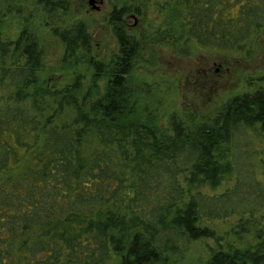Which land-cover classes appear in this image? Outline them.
<instances>
[{"label": "trees", "instance_id": "1", "mask_svg": "<svg viewBox=\"0 0 264 264\" xmlns=\"http://www.w3.org/2000/svg\"><path fill=\"white\" fill-rule=\"evenodd\" d=\"M5 1L0 264H174L197 242L201 264H264V158L241 143L264 137V75L215 112L192 106L166 126L133 79L143 44L251 60L264 0H169L167 38H117L108 58L82 22L33 35L26 17L6 36ZM21 1L49 17L70 10V0Z\"/></svg>", "mask_w": 264, "mask_h": 264}, {"label": "rangeland", "instance_id": "2", "mask_svg": "<svg viewBox=\"0 0 264 264\" xmlns=\"http://www.w3.org/2000/svg\"><path fill=\"white\" fill-rule=\"evenodd\" d=\"M168 2L169 0H105L102 13H88L83 7V0H70V10L66 14L60 12L49 17L44 12L34 13L31 6L23 7L21 0H10L5 1L7 9L4 12V30L6 36L17 38L25 28L26 17L30 18L29 25L33 35L83 22L89 28L95 52L101 58H108L119 52L113 26L108 20L114 6L138 10V26L128 32L134 39L143 40L167 38ZM22 8L24 13L20 14ZM129 24L133 25L134 20H129ZM143 48V53L134 63L133 79L135 82H144L141 103L148 108L149 113L159 117V124L163 126L167 125L171 116H184L192 106L197 112H215L233 97L257 89L261 85L259 79L264 75V38L251 60L195 47L189 58L176 57L167 46L144 47L143 44ZM49 51L50 61L55 63L61 55V49L54 43ZM251 137L241 140L244 155L249 156L253 148L264 158V137L260 139L255 132L252 138L255 140L250 145ZM206 257L207 247L204 242H197L188 247L186 253L172 260L174 264H201L200 260Z\"/></svg>", "mask_w": 264, "mask_h": 264}, {"label": "flooded vegetation", "instance_id": "3", "mask_svg": "<svg viewBox=\"0 0 264 264\" xmlns=\"http://www.w3.org/2000/svg\"><path fill=\"white\" fill-rule=\"evenodd\" d=\"M83 7L88 13H102L105 8V0H83ZM138 10L125 9L124 7L114 6L109 13V24L113 26L115 38H134L128 32L138 26ZM133 19L134 24L130 25L129 20ZM81 23V22H80ZM83 23V22H82ZM90 38L91 35H90Z\"/></svg>", "mask_w": 264, "mask_h": 264}]
</instances>
